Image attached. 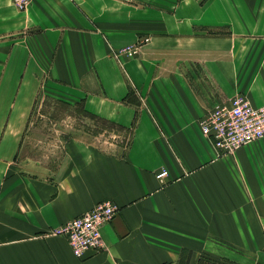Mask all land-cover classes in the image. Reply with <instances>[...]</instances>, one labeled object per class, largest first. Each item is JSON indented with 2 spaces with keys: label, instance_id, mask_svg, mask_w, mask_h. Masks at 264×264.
<instances>
[{
  "label": "crops",
  "instance_id": "obj_1",
  "mask_svg": "<svg viewBox=\"0 0 264 264\" xmlns=\"http://www.w3.org/2000/svg\"><path fill=\"white\" fill-rule=\"evenodd\" d=\"M142 43L135 58L117 57ZM161 52L200 68L160 74ZM4 78L0 264H177L183 251L225 261V244L241 250L237 232L256 252L264 138L222 154L198 121L237 93L264 107V0H31L23 11L0 0V92ZM44 82L63 105L124 131L126 147L71 137L55 168L21 171ZM104 200L120 209L102 228L105 249L77 259L52 230Z\"/></svg>",
  "mask_w": 264,
  "mask_h": 264
},
{
  "label": "rangeland",
  "instance_id": "obj_2",
  "mask_svg": "<svg viewBox=\"0 0 264 264\" xmlns=\"http://www.w3.org/2000/svg\"><path fill=\"white\" fill-rule=\"evenodd\" d=\"M210 31L221 34L224 32H218V30ZM199 63V61H194L187 66L184 55L161 52L153 57L151 66L155 70L159 69L160 74H165L169 70L176 68L198 70L200 68ZM7 79L4 78L1 85L0 116H4L8 102L11 99V94L7 91L9 88ZM51 89V83L46 82L36 96L17 161V166H19L21 171L28 172L37 171L41 168H55L62 155L65 141L71 137L79 136L90 143L99 145L105 150L115 149V151H120L122 147H126L127 137L124 131L117 126L106 123L97 116L85 114L79 106L59 104V101L48 95ZM258 233H262L263 236L258 237L256 252L251 253L245 250L244 244H246V240L249 239L251 241L250 232H237L232 238L242 241L243 244L239 245L241 250L229 244L223 246L228 252L227 255L233 259L225 258V261H221V259L208 258L215 261L216 264H264V232ZM249 247L251 249L254 248L253 244ZM200 257L207 258V256ZM199 258L191 262L189 253L183 251L177 264H197Z\"/></svg>",
  "mask_w": 264,
  "mask_h": 264
},
{
  "label": "built area",
  "instance_id": "obj_3",
  "mask_svg": "<svg viewBox=\"0 0 264 264\" xmlns=\"http://www.w3.org/2000/svg\"><path fill=\"white\" fill-rule=\"evenodd\" d=\"M31 0H11L13 6L23 11ZM147 39L143 40L146 43ZM142 44L127 46L117 57L135 58ZM201 134L209 138L214 148L222 154H230L236 149L264 138V107L251 104L243 93H237L227 102L215 105L198 121ZM167 176L161 170L155 177L162 183ZM119 206L110 200L97 203L92 209L69 220L52 230L63 238L71 254L84 259L105 249L102 228L112 222L119 213Z\"/></svg>",
  "mask_w": 264,
  "mask_h": 264
},
{
  "label": "trees",
  "instance_id": "obj_4",
  "mask_svg": "<svg viewBox=\"0 0 264 264\" xmlns=\"http://www.w3.org/2000/svg\"><path fill=\"white\" fill-rule=\"evenodd\" d=\"M59 104H62L58 102ZM82 110V109H81ZM83 111V110H82ZM84 112V111H83ZM85 113V112H84ZM86 114V113H85ZM88 115V114H87ZM197 264H216L215 261L211 260L210 258L206 257H200ZM218 264V263H217Z\"/></svg>",
  "mask_w": 264,
  "mask_h": 264
}]
</instances>
